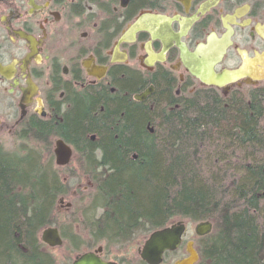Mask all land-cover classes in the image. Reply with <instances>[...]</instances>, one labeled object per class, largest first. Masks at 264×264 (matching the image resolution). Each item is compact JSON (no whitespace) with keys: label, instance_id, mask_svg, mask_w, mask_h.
<instances>
[{"label":"flooded vegetation","instance_id":"flooded-vegetation-1","mask_svg":"<svg viewBox=\"0 0 264 264\" xmlns=\"http://www.w3.org/2000/svg\"><path fill=\"white\" fill-rule=\"evenodd\" d=\"M93 98L97 120H111L105 104L119 101L160 116L185 104L193 113L197 102L226 109L245 99L263 116L264 0H0V149L5 137L28 138L35 122L72 120ZM123 119L124 112L115 120ZM158 230H94L111 237L78 241L65 264L87 253L104 263L150 264L143 248ZM187 232L159 264L188 257L190 241L201 264L198 242L209 234Z\"/></svg>","mask_w":264,"mask_h":264},{"label":"trees","instance_id":"trees-1","mask_svg":"<svg viewBox=\"0 0 264 264\" xmlns=\"http://www.w3.org/2000/svg\"><path fill=\"white\" fill-rule=\"evenodd\" d=\"M98 105L79 103L62 125L35 122L23 151L0 149V264H56L40 238L52 226L67 235L57 204L69 182L54 163L55 137L74 146L78 175L94 184L91 209L80 213L89 239L161 229L177 218L210 221L211 234L198 242L201 264H264V114L253 101L223 109L210 99L193 113L185 104L160 116L107 102L111 120L91 115ZM77 244L73 237L68 260Z\"/></svg>","mask_w":264,"mask_h":264},{"label":"water","instance_id":"water-1","mask_svg":"<svg viewBox=\"0 0 264 264\" xmlns=\"http://www.w3.org/2000/svg\"><path fill=\"white\" fill-rule=\"evenodd\" d=\"M149 91L136 95L137 100H142L146 97ZM153 130V129H151ZM55 163L57 166H67L70 164L73 157L72 148L62 139H58L54 149ZM264 197V192H263ZM64 198L59 199V204L63 205ZM71 203H67L66 208L71 207ZM186 228L185 222L179 221L170 226H166L155 233L147 240L144 245L142 257L150 264H159L162 260V255L166 250L176 249L180 242L181 236ZM213 225L210 221H201L195 225V233L198 236L210 234ZM41 241L51 248L60 247L63 245V238L57 227H48L41 233ZM188 257L178 261L177 264H195L199 260V253L194 247V243L190 241L187 244ZM72 264H110L104 263L97 259L93 253H87L81 256Z\"/></svg>","mask_w":264,"mask_h":264},{"label":"rangeland","instance_id":"rangeland-1","mask_svg":"<svg viewBox=\"0 0 264 264\" xmlns=\"http://www.w3.org/2000/svg\"><path fill=\"white\" fill-rule=\"evenodd\" d=\"M4 141L6 145H4L3 151L6 153L23 151L28 144L25 140H17V142H14L10 137H5ZM79 169L77 155L74 154L71 164L67 168L60 169L59 172L63 181L69 182V194L63 197L65 199L63 205L57 204L58 217L61 224L66 228V238H64V243L61 247L48 248V252L55 258L56 264H65L67 253L69 249L73 248V237H76L79 242L83 241L88 243L87 233L81 228L80 221L82 217L80 213L84 208L91 209L90 194H92L94 188L93 185H90L92 182L87 177H80L78 175ZM67 203H71V207L66 208L65 205ZM178 220H180V218L173 220V222ZM195 225L196 222L186 219L188 236H193V238H196L194 232ZM74 256L75 254L72 256L71 260L74 259Z\"/></svg>","mask_w":264,"mask_h":264}]
</instances>
